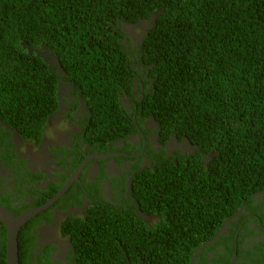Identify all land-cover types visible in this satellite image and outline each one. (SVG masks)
I'll return each mask as SVG.
<instances>
[{
    "label": "trees",
    "instance_id": "trees-1",
    "mask_svg": "<svg viewBox=\"0 0 264 264\" xmlns=\"http://www.w3.org/2000/svg\"><path fill=\"white\" fill-rule=\"evenodd\" d=\"M138 22L147 25L133 45L124 25ZM134 63L153 81L128 113L121 94L141 88L132 90ZM60 80L85 99V140L96 152L136 130L134 111L153 117L161 142L175 133L193 147L188 155L161 150L133 176V205L151 224L99 195L85 217L63 221L73 264H194L196 248L242 205L225 238L237 236L236 254L264 263L240 244L244 230L253 233L248 222L264 231V212L252 207L264 192V0H0V120L39 139ZM34 224L18 232L19 264H33ZM5 242L0 222V264ZM226 248L223 264L234 242Z\"/></svg>",
    "mask_w": 264,
    "mask_h": 264
},
{
    "label": "flooded vegetation",
    "instance_id": "flooded-vegetation-1",
    "mask_svg": "<svg viewBox=\"0 0 264 264\" xmlns=\"http://www.w3.org/2000/svg\"><path fill=\"white\" fill-rule=\"evenodd\" d=\"M145 23L124 25L125 32L130 35L135 45L143 37L147 25ZM50 64L51 67L55 66L54 61ZM133 66L137 70L132 90L137 91V83H140L141 88L130 99L121 94L120 99L128 113L132 112L131 100L140 99L153 81V79L146 81L147 72L142 70L144 69L142 66L137 63ZM58 84L57 108L48 116L39 139L25 138L0 120L1 206L15 214L38 207L56 194L47 195L55 186L60 185L61 188L72 178L64 194L31 218L35 219L32 231L35 234L33 264L38 263L36 259L38 255L42 256L43 261L47 260L46 264H73L70 259L73 255L72 242L62 223L70 217H85L93 201L99 200L97 195L100 196V200L111 203L113 209L130 207L139 217L151 224L152 216H146L133 205L135 204L131 191L133 176L136 171L152 165L155 161L154 156L161 154V150L167 155L175 151L188 155L193 151L189 140L185 137L177 138L175 133L170 134L164 143L161 142L160 126L153 117L139 114L138 119L134 111L133 120L136 130L109 143L108 148L102 150L103 152H96L94 146L85 140L84 128L89 114L85 99L71 83L60 80ZM75 151H80L82 157L77 158ZM91 154L112 155L106 158H88L84 167L77 171L85 161L86 155ZM262 193L254 194L252 207L261 208L264 212V202L260 198L263 196ZM243 206L238 208L234 217L225 220L211 239V243L208 241L196 248L192 258L194 264H223L228 254L226 247H229L232 241L235 244V254L227 264L232 259V264L235 262L258 264L254 261L255 258L247 255L246 252L244 255L236 254L237 236L233 240L230 237L225 238L232 229L230 220L233 222L239 220L238 213L244 212ZM45 210L48 212V217L39 215ZM258 226L259 221L257 224L253 221L248 222L247 227L253 233L245 236L244 230L240 237L243 242L240 244L243 248L249 247L253 252L264 256V231L262 232ZM213 241L215 242L212 243ZM216 242L219 244L211 250L209 246H213ZM256 243L262 244L259 250L254 248ZM202 247L204 252L200 251ZM216 251L220 253L215 256L213 254ZM202 256H205L203 261Z\"/></svg>",
    "mask_w": 264,
    "mask_h": 264
},
{
    "label": "water",
    "instance_id": "water-1",
    "mask_svg": "<svg viewBox=\"0 0 264 264\" xmlns=\"http://www.w3.org/2000/svg\"><path fill=\"white\" fill-rule=\"evenodd\" d=\"M112 154H91L86 155L85 161L80 165L77 171L82 169L88 158L97 157V158H106ZM212 155V154H211ZM76 174V173H75ZM72 178H70L57 192L56 194L47 199V201L32 209H28L19 214L13 213L8 208L0 205V222L4 225L6 229V242H5V257L7 264H19L18 257V232L20 228L32 217L37 215L41 210L48 207L52 204L56 199H58L69 187ZM233 259L229 264H232Z\"/></svg>",
    "mask_w": 264,
    "mask_h": 264
},
{
    "label": "clouds",
    "instance_id": "clouds-1",
    "mask_svg": "<svg viewBox=\"0 0 264 264\" xmlns=\"http://www.w3.org/2000/svg\"><path fill=\"white\" fill-rule=\"evenodd\" d=\"M263 194V196H261L260 198H262L263 199V202H264V192L262 193ZM254 196V195H253Z\"/></svg>",
    "mask_w": 264,
    "mask_h": 264
},
{
    "label": "rangeland",
    "instance_id": "rangeland-1",
    "mask_svg": "<svg viewBox=\"0 0 264 264\" xmlns=\"http://www.w3.org/2000/svg\"><path fill=\"white\" fill-rule=\"evenodd\" d=\"M135 34H137V32L135 31ZM132 44L135 45V43L132 41ZM152 220V219H151Z\"/></svg>",
    "mask_w": 264,
    "mask_h": 264
}]
</instances>
